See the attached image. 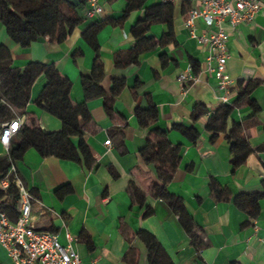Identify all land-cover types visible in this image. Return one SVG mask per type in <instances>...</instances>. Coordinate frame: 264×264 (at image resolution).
<instances>
[{"label":"crops","instance_id":"obj_1","mask_svg":"<svg viewBox=\"0 0 264 264\" xmlns=\"http://www.w3.org/2000/svg\"><path fill=\"white\" fill-rule=\"evenodd\" d=\"M257 1L264 7V0ZM72 2L82 23L61 42L48 35L47 27H41L40 37L21 48L0 25V44L10 52L12 68L22 69L29 63L54 66L75 107L85 100L82 79L91 77L97 63L101 69L99 87L109 98V113L103 97L86 102L90 121L81 122V129L94 159L89 169L83 162L41 158L33 149L14 162L20 180L38 200L32 206L36 226L54 233L62 246L67 244L68 234L83 264H150L141 232L156 240L171 264H264V198L253 217L234 203L238 195L264 194V8L250 24L234 29L226 22L221 25L229 34L226 74L232 86L228 105L237 100L240 83L244 88L252 82L256 85L247 99L256 112L243 103L229 113L224 130L213 135L206 131L208 115L192 120L196 106L213 112L220 105L215 79L205 71V49L184 26L185 14L196 6L195 1L177 0L174 4L173 43L158 44L140 54L137 64L127 66L116 63L135 45L130 29L159 1H148L118 24L114 22L120 21L126 10L123 0H97L100 12L92 19L85 18L87 0ZM105 21L96 35L98 48L94 51L82 34ZM167 32L165 25L155 24L148 35L158 42ZM194 32L209 34L215 29L199 19L194 22ZM192 62L198 67V81L180 82V74H193ZM115 82L123 85L110 98ZM45 83L40 75L30 89L26 122L34 121L45 132L55 133L61 130L60 120L34 103ZM150 107L157 110L158 118L141 128L136 112ZM238 124L250 153L243 164L233 168L228 136ZM174 126L194 128L197 141L191 143ZM156 131L164 133L171 146L180 147L166 190L182 201L195 226L194 234L202 239L200 250L191 244L180 217L151 194L161 179L154 165L143 161L140 151L148 141L161 140ZM107 140L110 146L104 145ZM72 142L77 144V139ZM6 155L0 144V156ZM215 187L226 191V199L214 198ZM0 264H12L1 247Z\"/></svg>","mask_w":264,"mask_h":264},{"label":"trees","instance_id":"obj_2","mask_svg":"<svg viewBox=\"0 0 264 264\" xmlns=\"http://www.w3.org/2000/svg\"><path fill=\"white\" fill-rule=\"evenodd\" d=\"M123 1L126 3V10L122 19L114 22L116 24L123 21L130 12L142 9L150 0ZM156 1H159V4L146 9L144 17L130 29L136 42L127 55L118 60L116 63L118 66L137 64V57L140 54L154 50L158 44L166 45L174 42V5L162 3L160 0ZM76 8L77 5L72 0H0V25L4 27L6 35L12 42L21 48H27L40 37L39 29L41 27H47L48 35L54 41L61 42L82 23L76 13ZM105 24L106 21L91 26L82 34L83 39L94 51H97L98 48L96 35ZM155 24H163L168 30L167 34L163 35L158 42L148 35L151 26ZM190 69L193 75H196L197 64L192 62ZM40 75L45 77L46 83L34 103L39 109L58 118L62 124L61 130L47 133L34 121L24 123L18 133L11 138L7 155L0 156V181L6 177L10 163L14 165L15 161H20L29 149L35 150L41 158L83 162L87 169L94 164V159L83 140L81 129V122L85 124L90 121L86 102L96 97H103L104 108L108 113L110 112L109 98L106 97L98 84L101 69L97 63L93 65L91 77L82 79L84 102L74 107L69 97L68 86L54 66L29 63L22 69H14L11 67L10 52L0 44V129L4 123L17 117H26L25 108L30 98V89ZM122 85L121 82L114 83L110 98L120 92ZM255 85L251 82L242 88L240 83L237 100L229 105H219L213 112H208L203 106H196L193 110L192 120L196 122L200 117L208 115L206 131L216 135L224 130L229 113L243 103L249 105L253 113L256 112L253 104L247 99ZM157 118L158 113L154 107L136 112V119L141 128L147 127ZM174 129L193 144L198 139V133L192 127L174 126ZM241 132L242 125L238 124L233 127L228 136L233 156L231 160L233 168L243 164L250 153L249 145ZM155 133L161 140L158 143L148 141L145 148L140 151L143 161L146 164L154 165L161 179V185H154L151 194L154 198L164 201L172 212L180 217L182 226L191 239V244L195 249L200 250L203 246L202 239L194 234L195 226L186 214L182 201L166 190V184L177 167L180 147L171 146L166 141L164 133L159 131ZM72 138L77 139V144H73ZM212 191L217 201L227 197L226 191L223 189L215 187ZM31 193L33 194L32 191ZM262 198H264V194L238 195L234 198V203L253 217L258 209V202ZM17 200L18 192L15 184L10 183L5 191H0V206L10 218L18 215ZM140 237L147 248L150 264H171L151 235L141 232Z\"/></svg>","mask_w":264,"mask_h":264},{"label":"built area","instance_id":"obj_3","mask_svg":"<svg viewBox=\"0 0 264 264\" xmlns=\"http://www.w3.org/2000/svg\"><path fill=\"white\" fill-rule=\"evenodd\" d=\"M162 3L174 5L177 0H160ZM196 6L185 14L184 26L190 30V36L205 49V71L215 79V89L220 93V105L228 104L231 95L232 80L226 74L228 51L226 44L229 34L221 25L226 22L231 28L240 24H250L262 10V4L257 0H191ZM100 12L97 0H87L86 19H92ZM203 20L205 25L214 28L215 32L196 35L194 22ZM178 80L182 83H196V75L180 74ZM26 123V117L21 116L4 123L0 129V144L6 150L10 140L21 126ZM110 146V141L104 142ZM15 184L18 192V215L10 218L0 206V247L6 252L12 264H83L75 249L73 239L66 234L67 244L62 246L54 233L38 228L32 216V206L38 203L37 198L20 180L16 169L10 163L9 171L0 181V191H5L9 184ZM90 264H95L90 263Z\"/></svg>","mask_w":264,"mask_h":264}]
</instances>
